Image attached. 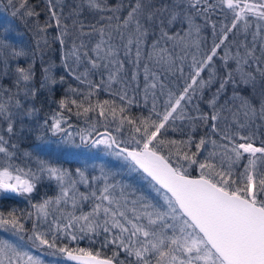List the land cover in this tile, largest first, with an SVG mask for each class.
I'll return each mask as SVG.
<instances>
[{
    "label": "snow or ice",
    "instance_id": "snow-or-ice-1",
    "mask_svg": "<svg viewBox=\"0 0 264 264\" xmlns=\"http://www.w3.org/2000/svg\"><path fill=\"white\" fill-rule=\"evenodd\" d=\"M0 3V264H264V0Z\"/></svg>",
    "mask_w": 264,
    "mask_h": 264
},
{
    "label": "trees",
    "instance_id": "trees-1",
    "mask_svg": "<svg viewBox=\"0 0 264 264\" xmlns=\"http://www.w3.org/2000/svg\"><path fill=\"white\" fill-rule=\"evenodd\" d=\"M29 3L32 4L33 6L36 7L37 11H41L43 8V0H29ZM0 6L3 7V10L7 13V15H9L12 18V23L9 22H5V23H0V32H2L3 28L6 26L10 25V30L8 32V37L9 39L16 44H24V45H30V46H35V40L33 37V33L31 31V22L29 23H25L24 21H22L19 17H13L12 16V10L11 9H7L5 8V5L3 3H0ZM43 19L44 16L42 14L41 16V23H43ZM50 32H53V30H50ZM59 49V45L58 44H53L51 46V48L46 52V55L44 57V59L47 60H53L55 61L57 64H59L60 62V53L58 51ZM21 63H23V61H21ZM39 69H40V62L39 59H37V76L39 79ZM63 74L62 71L60 69H57V75ZM61 95V90L58 88L54 94V96L51 97L52 100H57L59 99ZM108 98L106 95H102L101 99H106ZM43 105V110L41 112V116H43L45 114V112L54 110L56 105L50 103L49 98H48V94L47 93H42L40 96V99L37 101V105ZM74 125L78 126V127H84V121L83 120H77V118L75 116L72 117V121H71ZM101 131H103V128H100ZM264 138V137H261ZM257 145H259V140H257ZM24 147H28L29 144H25L23 145ZM64 166L65 167H70V168H75L79 166V160L78 159H72V158H64ZM118 169V168H117ZM120 177H118L119 179ZM125 180H128L130 183H133L134 185L137 184H143L142 181H139L137 178H129L127 176L123 177ZM45 191H47L49 193V195L52 194V191L50 189H48L47 187H42L41 188V194H43ZM0 204H3L6 207H18L21 209L24 208H28V205L23 202L20 198H15V199H11V200H0ZM79 247L82 248H88L89 244L87 242V240L82 241L79 244ZM96 249L99 250V246H96ZM38 253L42 254V255H47L46 254V250L45 249H35ZM102 254H104V252L102 251ZM50 256V255H47ZM53 257V256H52Z\"/></svg>",
    "mask_w": 264,
    "mask_h": 264
},
{
    "label": "rangeland",
    "instance_id": "rangeland-1",
    "mask_svg": "<svg viewBox=\"0 0 264 264\" xmlns=\"http://www.w3.org/2000/svg\"><path fill=\"white\" fill-rule=\"evenodd\" d=\"M5 22L12 23V18L9 15H7V13L3 10V7L0 6V23H5ZM66 158L78 159L79 161L80 159H82V157L77 158L72 156H66ZM101 159L104 161H108L114 169L119 168V162L116 161L115 158L105 157L101 155ZM93 162L99 163V161H93ZM137 185L141 186V184H137ZM0 235L3 234L0 233ZM33 252L35 255L40 256L45 261V264H74L67 261L64 257H52V256L42 255L38 253L35 249L33 250Z\"/></svg>",
    "mask_w": 264,
    "mask_h": 264
},
{
    "label": "water",
    "instance_id": "water-1",
    "mask_svg": "<svg viewBox=\"0 0 264 264\" xmlns=\"http://www.w3.org/2000/svg\"><path fill=\"white\" fill-rule=\"evenodd\" d=\"M65 259H66V257H64ZM67 260V259H66ZM68 261V260H67ZM69 262H71V263H74L75 264V262H73V261H69Z\"/></svg>",
    "mask_w": 264,
    "mask_h": 264
}]
</instances>
